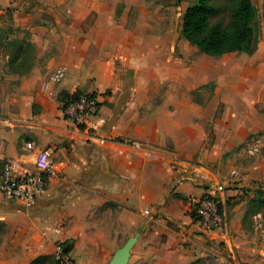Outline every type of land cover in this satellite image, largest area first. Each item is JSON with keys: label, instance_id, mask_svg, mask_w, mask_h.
<instances>
[{"label": "crops", "instance_id": "0c3cea01", "mask_svg": "<svg viewBox=\"0 0 264 264\" xmlns=\"http://www.w3.org/2000/svg\"><path fill=\"white\" fill-rule=\"evenodd\" d=\"M173 1L0 0L16 36L33 45L29 70L0 74V151L16 157L30 140L55 158L34 205L0 192V264H31L58 242L75 243L76 264H108L113 246L131 238L128 264H189L209 253L264 259V200L254 201L264 192V157L243 165L240 182L219 184L221 162L210 165V154L242 139L212 98L197 106L194 91L208 80L196 61L187 66L188 40L172 41L179 12L163 4ZM9 61L0 53V64ZM59 67L54 98L42 85ZM74 90L99 95L105 122L93 136L62 116L60 94ZM207 193L223 203L222 230L201 232L190 213L191 199ZM113 227L115 237L96 246L98 228Z\"/></svg>", "mask_w": 264, "mask_h": 264}, {"label": "rangeland", "instance_id": "374dc122", "mask_svg": "<svg viewBox=\"0 0 264 264\" xmlns=\"http://www.w3.org/2000/svg\"><path fill=\"white\" fill-rule=\"evenodd\" d=\"M195 0H177L172 3H165L163 6H173L176 12H179L176 20L171 24L173 33L172 41L180 42L183 36L182 33V16L185 8L192 4ZM218 4L222 5L224 9L218 16L224 17V23L228 21V0H217ZM258 9H261L259 14V21L261 25V40L258 44L257 50L248 54L245 52L226 53L221 56L208 55L201 52L197 46L186 43L187 59L186 64L190 66L196 61V64L202 69V73L208 83L199 90H195V100L199 103L197 106H202L211 98L217 108L216 114L221 118L222 124H232L235 126L237 138L242 140L236 141L229 147L220 148L218 153L212 152L210 155L214 161L210 165L220 164L219 173L221 181L219 184H236L240 180L235 179V175L244 172L243 165H249L252 161L264 157V0H255ZM158 5V3H156ZM217 16V17H218ZM215 18H212V22ZM157 25L159 26L158 20ZM17 32L13 26V15L10 11H0V53L10 55V61L0 64V74H10L15 77V73H22L30 69L32 60L33 45L29 38L17 37ZM162 36H155V44L161 42ZM187 40V39H186ZM186 42V41H185ZM168 70V69H167ZM182 73V72H180ZM179 73V74H180ZM173 75V74H172ZM3 76V75H2ZM17 82L16 79L13 80ZM158 88V86H157ZM156 88V90H157ZM168 84L165 91L168 89ZM164 88L162 87L161 90ZM159 100H153L158 102ZM148 104L145 105L147 107ZM255 128L250 134L243 137V133L249 129ZM213 135H210L209 141L212 140ZM169 149L173 146L169 145ZM182 154L187 155L191 152L188 147L182 148ZM202 154L197 153L195 162L198 161ZM205 165V164H204ZM196 167V166H195ZM199 173L208 177L203 173L205 168H200ZM205 179V178H204ZM205 180L211 179L207 178ZM264 200V192L257 195L255 202ZM103 205H101L102 209ZM115 210L113 209V213ZM99 229V235L96 236V246L101 249L104 248L103 241L108 237L114 238L115 227L106 230ZM110 234L108 237L106 234ZM105 234V235H103ZM72 246L74 242L70 243ZM119 245L113 246L111 256L108 257V264H111L113 257L117 251H114ZM120 248H117L120 249ZM230 257L223 254L195 255L194 260L189 264H242L238 257ZM41 257V258H40ZM40 261L36 264H58L55 254H43L38 256ZM255 260V259H254ZM32 263V262H31ZM130 264H137L136 258L130 259Z\"/></svg>", "mask_w": 264, "mask_h": 264}, {"label": "built area", "instance_id": "2783aa9c", "mask_svg": "<svg viewBox=\"0 0 264 264\" xmlns=\"http://www.w3.org/2000/svg\"><path fill=\"white\" fill-rule=\"evenodd\" d=\"M65 68L59 67L43 82V89L56 98L53 85L61 82ZM64 119L69 120L88 136H93L104 124L100 113L101 100L95 92H68L59 98ZM34 165H30L29 161ZM55 158L48 150L36 149L34 141H26L16 157H5L0 151V192L20 201L26 206L34 205L47 191V175L53 171ZM149 213V210L145 211ZM190 213L201 232L222 230L227 225V216L221 199L211 193L191 199ZM59 231V230H58ZM66 251L63 242H58L54 251L58 264H76Z\"/></svg>", "mask_w": 264, "mask_h": 264}, {"label": "trees", "instance_id": "16d2710c", "mask_svg": "<svg viewBox=\"0 0 264 264\" xmlns=\"http://www.w3.org/2000/svg\"><path fill=\"white\" fill-rule=\"evenodd\" d=\"M228 2V21L225 24L224 17L218 16L224 7L217 0H195L187 7L181 19L183 36L208 55L221 56L232 52L252 54L258 48L262 33L255 0ZM212 18H215L213 22ZM66 96L68 92L60 94V98ZM63 243L66 251H70L71 244ZM40 258L34 259L31 264L38 263ZM241 263L264 264V259H245Z\"/></svg>", "mask_w": 264, "mask_h": 264}, {"label": "water", "instance_id": "95a60500", "mask_svg": "<svg viewBox=\"0 0 264 264\" xmlns=\"http://www.w3.org/2000/svg\"><path fill=\"white\" fill-rule=\"evenodd\" d=\"M135 240V238L129 239L124 246L118 249L111 264H128L130 249L135 243Z\"/></svg>", "mask_w": 264, "mask_h": 264}]
</instances>
